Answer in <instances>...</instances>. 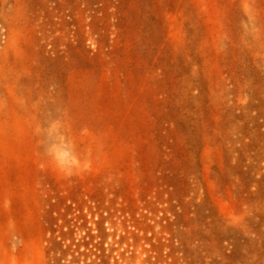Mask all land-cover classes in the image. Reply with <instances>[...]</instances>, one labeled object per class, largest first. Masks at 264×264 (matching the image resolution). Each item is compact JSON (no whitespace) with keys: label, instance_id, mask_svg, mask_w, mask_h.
<instances>
[{"label":"rangeland","instance_id":"obj_1","mask_svg":"<svg viewBox=\"0 0 264 264\" xmlns=\"http://www.w3.org/2000/svg\"><path fill=\"white\" fill-rule=\"evenodd\" d=\"M0 264H264V0H0Z\"/></svg>","mask_w":264,"mask_h":264},{"label":"bare ground","instance_id":"obj_2","mask_svg":"<svg viewBox=\"0 0 264 264\" xmlns=\"http://www.w3.org/2000/svg\"><path fill=\"white\" fill-rule=\"evenodd\" d=\"M1 9H4V8H1ZM3 76V75H2Z\"/></svg>","mask_w":264,"mask_h":264}]
</instances>
